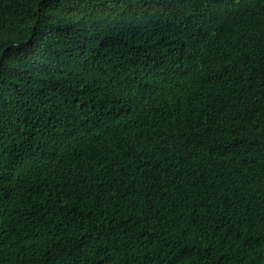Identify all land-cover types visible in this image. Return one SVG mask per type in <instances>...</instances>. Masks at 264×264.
Here are the masks:
<instances>
[{
	"label": "trees",
	"instance_id": "16d2710c",
	"mask_svg": "<svg viewBox=\"0 0 264 264\" xmlns=\"http://www.w3.org/2000/svg\"><path fill=\"white\" fill-rule=\"evenodd\" d=\"M0 264H264V0H0Z\"/></svg>",
	"mask_w": 264,
	"mask_h": 264
}]
</instances>
